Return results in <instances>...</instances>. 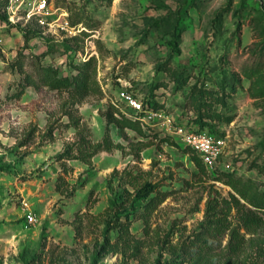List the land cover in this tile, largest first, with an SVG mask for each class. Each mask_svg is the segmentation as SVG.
I'll return each instance as SVG.
<instances>
[{"label":"rangeland","instance_id":"obj_1","mask_svg":"<svg viewBox=\"0 0 264 264\" xmlns=\"http://www.w3.org/2000/svg\"><path fill=\"white\" fill-rule=\"evenodd\" d=\"M48 1L0 0V264H264V0ZM173 126L225 137L214 169Z\"/></svg>","mask_w":264,"mask_h":264},{"label":"built area","instance_id":"obj_2","mask_svg":"<svg viewBox=\"0 0 264 264\" xmlns=\"http://www.w3.org/2000/svg\"><path fill=\"white\" fill-rule=\"evenodd\" d=\"M12 4H18L19 7L24 6L25 0H11ZM19 3H21L19 5ZM27 14L29 17L32 15H38L39 19L42 22H45V19H42L43 16H47L52 13L50 9L48 0H34L33 3L26 5ZM124 100L127 101L132 111H134L136 118L140 117L141 113L149 111V106L144 104L143 101L136 98L134 95L128 93L127 91L122 92ZM150 117L154 115V111H149ZM168 126L170 124V119L165 122ZM173 131L182 135L185 143L190 146L196 154L202 159L206 169H214L220 155L223 153V150L226 145V139L223 135L213 134L207 131H196V130H184L181 127L173 126ZM33 215L28 216V221L33 222Z\"/></svg>","mask_w":264,"mask_h":264},{"label":"trees","instance_id":"obj_3","mask_svg":"<svg viewBox=\"0 0 264 264\" xmlns=\"http://www.w3.org/2000/svg\"><path fill=\"white\" fill-rule=\"evenodd\" d=\"M69 79H63V78H56V79H53V84H55L56 86H65L67 85L70 81H68ZM149 101V100H148ZM150 102V101H149ZM145 104V102H144ZM146 104H147V101H146ZM149 104V103H148ZM132 119H125L126 122H128L129 125L131 126H134V122L131 121ZM197 131H207V132H210V133H213V134H218L217 132H214L213 130L211 129H203V128H199V129H195ZM112 147V141H111V138L110 136L107 134L104 138V141L103 143H98V144H90L89 145V148L92 149V151L90 153H86L87 150H83L82 152L87 156V157H83L85 161H89L91 160V158L96 155L97 153H99L100 151L102 150H106V149H110ZM194 153L195 151L193 149H191ZM86 158V159H85ZM193 161L195 162V164L197 165L198 168L202 169V170H205L206 167L202 161V159L195 153L194 154V157H193ZM207 170V169H206ZM228 180L226 181L227 184H230V185H234L233 183V176L231 174H228ZM235 186V185H234ZM155 188L156 186L151 184V183H147L143 189V192H144V195L148 196L150 195L153 191H155ZM240 197L246 201H250L249 199V195L246 191L242 190V189H238L237 190ZM228 203H232L234 204V206H236L238 208V211L242 213V210H241V207L242 206H245L241 203V200L239 197H237L236 195H232V200L231 201H227ZM217 208L213 205V204H210L209 203V207L207 209L208 211V214L209 216H211V225L212 227L217 230V229H221V228H224V226H226V222H225V219H223L222 217V214L219 215L218 213H215ZM212 212V213H210ZM219 215V216H218ZM241 217H239V219L243 222L244 224V227L247 228V229H251L252 227L254 226H258L260 224V222H262L263 219H261L260 217H257L255 215H252L250 214L249 212H245V213H242L240 215ZM234 232V231H233Z\"/></svg>","mask_w":264,"mask_h":264}]
</instances>
